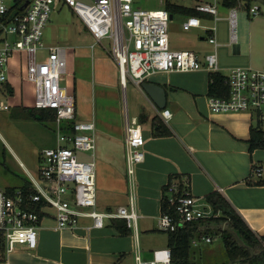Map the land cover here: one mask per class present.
<instances>
[{"label": "built area", "instance_id": "obj_1", "mask_svg": "<svg viewBox=\"0 0 264 264\" xmlns=\"http://www.w3.org/2000/svg\"><path fill=\"white\" fill-rule=\"evenodd\" d=\"M20 0H0V111L9 110L11 103L6 95L10 92L6 70L9 59L16 50L25 53L27 79L35 85L34 106L52 108L56 111L58 143L43 148L39 154L37 177L31 176L34 192L27 197L20 188L9 192L0 188V235L5 252L18 246L35 248L37 229L46 208L54 210L55 229L78 227L82 217H89L92 226L102 227L105 218H124L129 226L137 227L136 212V165L144 160L145 139L141 123L136 117L125 114L126 121V174L129 185V202L115 211H101L96 206L95 163L82 160L79 151L95 150V124L93 121L76 120L75 98L62 84L67 71L66 50L61 45L45 46L42 29L49 19L53 0H29L22 11ZM135 0H95L85 3L81 0H61L80 18L87 31L97 43L108 39L110 54L117 63L119 83L126 89L130 81L141 88V83L158 72L193 71L206 69L220 72L218 41L214 35L215 26L208 27L212 33L208 42L214 49L201 61L191 49H172L168 32L171 14L165 8L147 9L133 5ZM195 8L212 14L218 19L217 5L198 2ZM245 8L249 15L259 14V3L247 5L246 0L229 9L232 41L236 35L237 10ZM199 16H187L182 23L184 30L202 27ZM8 34L20 40L9 41ZM94 45L92 44L91 47ZM45 56L38 58V52ZM229 86L227 96L209 95L208 104L213 112L252 111L264 130V62L260 67L235 66L225 75ZM169 109H163L161 116L168 119ZM263 167L257 168L262 175ZM169 201L174 203V214L161 212L160 226L174 230L187 222L215 217L212 205L204 198L192 195L188 190L177 193V183L168 187ZM39 210L29 209L32 203H42ZM42 213V214H41ZM210 235L194 239L193 244L208 243ZM137 264H174L169 247L153 251L152 258L144 260L136 254Z\"/></svg>", "mask_w": 264, "mask_h": 264}, {"label": "crops", "instance_id": "obj_2", "mask_svg": "<svg viewBox=\"0 0 264 264\" xmlns=\"http://www.w3.org/2000/svg\"><path fill=\"white\" fill-rule=\"evenodd\" d=\"M198 2L191 6L195 7ZM254 2L264 1L251 0L250 4ZM222 7L228 11L223 10L218 19L208 13L198 15L201 20L215 21L202 24V27L208 35L212 33L208 27H216L213 33L219 43L216 51L220 72L226 75L223 71L229 72L235 66H262L263 53L259 55L253 47H243L237 42V27L232 41L228 17L231 7ZM186 18L187 15H184V20ZM206 42L208 37H200V40L187 37L181 44L170 43V46L172 49L191 46V50L204 61L205 55L214 49L212 44L208 42L207 46ZM209 75L210 72L203 68L158 72L148 76L143 82H154L164 88V108L158 107L142 88L131 81L143 96L138 115L133 117L139 120L141 126L144 124L145 139L144 160L136 165L137 227L126 223L130 231L124 234L120 231L124 218H105L102 227H94L91 218L82 217L75 229H55V212L48 207L40 219L36 247L18 246L9 252L4 249L0 252V264H137L136 254L144 260L151 259L155 249L166 247V241L159 237L146 236L154 235L153 232L161 227L162 190L170 177L175 175H179L187 184L188 191L199 198L205 199L208 194L219 192L257 235L264 234V184L256 183L263 179L264 171L258 176L252 170L254 165L264 169V149H250L251 127L256 124V116L248 110L213 112L208 104ZM18 105L13 108L12 102V109L27 106ZM163 109L171 111L168 119L161 116ZM124 113L127 111L124 110ZM154 116L164 121L170 129L169 135L153 134L151 121ZM92 121L95 124L96 150L97 126ZM125 123L124 118L122 126L118 123L106 125L103 150H99V167L95 161V150L92 156L95 163L96 206L101 211H115L129 202ZM25 169L30 179L31 176L37 177L39 167L34 173ZM97 176L105 180L104 184H101L102 180L98 183Z\"/></svg>", "mask_w": 264, "mask_h": 264}, {"label": "rangeland", "instance_id": "obj_3", "mask_svg": "<svg viewBox=\"0 0 264 264\" xmlns=\"http://www.w3.org/2000/svg\"><path fill=\"white\" fill-rule=\"evenodd\" d=\"M81 1L93 3L95 0ZM170 1L187 6L198 2V0ZM202 1L215 3L219 16L222 15L223 10L228 11L222 7L219 0ZM164 2L165 0H135L133 5L158 9L163 8ZM259 6V14L256 16L247 14L245 8L237 10V42L243 47L244 45L248 48L253 47L259 55L262 53L264 55V2H260ZM183 20L184 14L181 13H175L169 18L168 32L172 45L181 44L187 37L193 40L208 37V32L204 27H195L189 31L183 30ZM214 22L213 19L211 21L202 20L203 25ZM7 39L17 40L12 34H8ZM42 41L45 46L61 45L66 50L67 71L62 84L75 98L76 120H94L96 123L95 161L99 167L101 164L99 150H103L106 125L118 123L122 126L125 118L124 110L127 111L129 117L138 115V108L143 104V96L130 80L126 89H122L119 83L117 63L109 52L111 47L109 40L103 39L102 44L97 43L80 18L70 8L63 5L61 0H53L51 3L49 19L42 29ZM17 44L21 45L19 39ZM92 44L93 47H91ZM206 45L209 46V43L206 42ZM187 47L184 49H193L191 46ZM42 56H45V51L38 52V58L41 59ZM223 72L228 73L225 70ZM6 74L10 85V92L6 98L11 103V107L9 110L0 111V188H18L30 179L25 168L32 173L37 171L40 165L41 150L57 145L58 128L55 121L42 122L26 113H16L17 108L12 109V102L14 108V106H19L18 104L34 106L35 101V85L27 79V59L23 51L13 52ZM262 108L264 111V106ZM78 155L82 160H92L94 152L92 150L79 151ZM97 179L98 183L102 180L101 184H104L103 178L97 176ZM153 234L147 235L146 238L157 236L166 241L161 227ZM211 237L212 240L209 243L200 242L195 248L194 264H223L225 259L223 244L220 238Z\"/></svg>", "mask_w": 264, "mask_h": 264}, {"label": "trees", "instance_id": "obj_4", "mask_svg": "<svg viewBox=\"0 0 264 264\" xmlns=\"http://www.w3.org/2000/svg\"><path fill=\"white\" fill-rule=\"evenodd\" d=\"M25 1L26 0H20L17 2L18 9L15 10L16 12H21L23 10L22 6ZM250 1L251 0H246L247 5L250 4ZM221 4L225 7H234L238 4V0H221ZM163 5V8L167 9L171 15L175 13H181L187 16L203 15V12L198 11L193 6L171 2L170 0H165ZM208 92L209 95L215 96H227L229 94V86L225 81L224 74L221 72H210ZM19 109H17L16 113H26L42 122L56 120V111L52 108L21 106V111H19ZM151 123L155 136L170 134V129L159 116H154ZM255 148L264 149V130L259 128L257 118L256 124L251 127L250 136V149L253 150ZM259 167L261 166L254 165L252 168L253 172L256 173ZM173 182L177 183V193L187 191L188 186L179 175L171 176L169 181L164 185L161 200L162 211L174 214V203L169 201L170 195L168 192V187ZM256 183L264 184V177ZM18 188L22 190L25 197L34 192L30 180H26ZM7 189L9 192H13L16 187H9ZM205 199L212 205L213 211L218 213L217 216L187 222L174 230L161 229L166 236V247H169L171 250L172 263L194 264L195 261L193 257L196 251L195 248L200 243L194 245L193 240L201 239L205 235H210L220 238L223 244V253L225 255L223 264H264V234L257 235L219 192L214 191L208 194ZM42 204L43 202L32 203L27 207L40 211L39 206ZM126 223L127 222L124 220L122 228L120 229L121 233L125 234L130 231V227L127 226ZM3 250V238L0 235V252Z\"/></svg>", "mask_w": 264, "mask_h": 264}, {"label": "water", "instance_id": "obj_5", "mask_svg": "<svg viewBox=\"0 0 264 264\" xmlns=\"http://www.w3.org/2000/svg\"><path fill=\"white\" fill-rule=\"evenodd\" d=\"M28 2L29 0H26L24 5L26 6ZM141 88L157 104L158 107H165V90L162 86L154 82H142Z\"/></svg>", "mask_w": 264, "mask_h": 264}]
</instances>
